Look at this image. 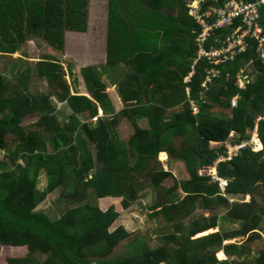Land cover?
Masks as SVG:
<instances>
[{
	"label": "trees",
	"instance_id": "trees-1",
	"mask_svg": "<svg viewBox=\"0 0 264 264\" xmlns=\"http://www.w3.org/2000/svg\"><path fill=\"white\" fill-rule=\"evenodd\" d=\"M107 1L106 60L79 68L80 91L71 63L68 82L53 55L41 57L32 74L28 67L11 71L12 81L4 79L2 61L32 37L61 53L64 29L86 30L88 0H0V246L26 251L0 257V264H264V63L250 44L220 66L205 90L203 63L183 80L194 53L185 0ZM250 58L254 77L240 89L233 76ZM120 64L128 70L113 79L123 103L115 110L101 71ZM33 79L44 81V92L29 90ZM51 97L67 104L63 121ZM29 116L35 121L24 125ZM120 122L130 132H117ZM254 129L260 150L245 146L217 163L223 190L211 175L198 174L226 154L222 143L248 141ZM162 153L185 174L169 187L161 184L172 174ZM149 187L155 196L148 217L163 221L151 229L154 244L137 233L124 253L112 254L130 233L111 225ZM56 189L74 205L51 218L37 206ZM240 194L249 200L228 197ZM220 217L238 226L196 236L218 226ZM220 250L226 259H217ZM36 253L44 259L34 260Z\"/></svg>",
	"mask_w": 264,
	"mask_h": 264
},
{
	"label": "rangeland",
	"instance_id": "rangeland-1",
	"mask_svg": "<svg viewBox=\"0 0 264 264\" xmlns=\"http://www.w3.org/2000/svg\"><path fill=\"white\" fill-rule=\"evenodd\" d=\"M108 1L107 0H88L87 3V13H86V22L87 27L86 30L82 32L76 31H67L64 34V43H63V51L61 53L52 49L49 44L42 40L40 37H32L24 41L18 49L11 54L10 58H5L2 61L3 64V77L6 81H12L13 75L11 71L17 72L23 70L25 67L30 68V72L32 74V69L34 71V67L36 62L46 54L53 55L57 62L60 64L65 79L69 82L71 77L69 75V66L71 63V71L73 74L77 75L78 79V88L80 91H84V85L82 79L79 76V68L85 65L99 66L103 63V52H104V43H105V26L107 24V10H108ZM105 25V26H104ZM101 53V54H100ZM100 55V56H98ZM102 74L103 71H101ZM117 76L116 72L113 74ZM103 79L107 83L106 91L111 99V102L115 109H119L123 106L121 100L118 97V92L116 86L112 84L113 79L107 75H102ZM29 90L32 92H44L45 91V83L43 80H31L29 84ZM51 101L54 104L57 110V116L60 121H63L66 118V115L69 113V108L65 102H58L54 97H51ZM101 112L98 111V115ZM35 116H29L24 118V125L30 126L34 121ZM141 126H145V120H138ZM117 132L125 135L130 132V127L126 122H120ZM8 138V140H10ZM251 148L253 151H257L261 149V146L257 139V134L255 130L252 131L250 138L248 139ZM256 142V143H255ZM214 144V143H211ZM3 155V150L0 149V157ZM159 160L162 163V166L165 170L169 169L171 171V175L163 179L162 185L169 187L174 180H179L185 177L183 170L176 165V163L172 160L168 159L166 154H160ZM143 181L148 182L149 180L143 179ZM46 183V176L43 171H40L38 179H37V187L39 189H43ZM221 189H224L226 185V180L219 182ZM144 189L142 191L141 198H139L136 202H134L131 206L125 209L117 220L111 225L110 230L114 229L118 225H123L130 235L127 239L123 240L120 244H118L112 254L117 255L124 253L127 249L128 241L132 239L135 234H145L147 233L149 236V245L154 244V239L156 235L152 233V228L156 224H163V221L156 217L149 218L148 217V206L153 202L155 196V190ZM178 195H182V192L177 190ZM230 201H248L249 195H234L228 196ZM91 198V197H90ZM260 200V199H259ZM74 205L72 202H67L59 197V189L54 190L50 194L46 196V198L37 206V209L44 211L49 217L55 218L59 216L67 206ZM197 213L204 212L203 209H196ZM223 211H221L222 213ZM207 213V212H205ZM227 223V227L236 228L238 225H234L235 222ZM260 233L264 239V220L259 225ZM234 241V239L230 240ZM26 251L20 248H8L6 246H0V257H6L10 255H23ZM44 254L36 253L33 257L36 261H41L44 259ZM222 256V255H220ZM166 264V263H161Z\"/></svg>",
	"mask_w": 264,
	"mask_h": 264
},
{
	"label": "built area",
	"instance_id": "built-area-1",
	"mask_svg": "<svg viewBox=\"0 0 264 264\" xmlns=\"http://www.w3.org/2000/svg\"><path fill=\"white\" fill-rule=\"evenodd\" d=\"M184 5L192 21L190 33L194 45L185 81H189L197 71L198 64L203 63L200 85L207 90L208 84L222 73L220 66L243 54L250 44L254 48L255 59L264 63V0H185ZM253 61L250 58L235 71L233 79L238 88L244 89L253 79ZM224 76L230 78L229 71ZM236 99L237 96L231 99L232 106L236 105ZM190 104L193 112H196V105ZM95 119L93 117L92 121ZM222 144L226 154L219 155L212 165L199 167V175H211L213 180L221 182L217 176V163L230 159L242 147H251L249 141L233 144L225 141Z\"/></svg>",
	"mask_w": 264,
	"mask_h": 264
},
{
	"label": "crops",
	"instance_id": "crops-1",
	"mask_svg": "<svg viewBox=\"0 0 264 264\" xmlns=\"http://www.w3.org/2000/svg\"><path fill=\"white\" fill-rule=\"evenodd\" d=\"M105 43H104V52H103V58H104V61H103V63H101L100 65H102V64H104L105 63V60H106V55H105ZM101 54V53H100ZM98 56H100V55H98ZM190 63V62H189ZM100 65L98 66V67H100ZM128 69L124 66V65H119V66H117V67H115V68H105V70H102L103 71V73L105 74V75H107V76H109L110 78H111V80L113 79V77H114V73L116 72V74H117V76H115V78L114 79H117L118 77H121V76H123V74L127 71ZM104 74H102V75H104ZM185 79V77L183 78V80ZM185 81V80H184ZM112 84L114 85V86H116L115 85V83H114V81H112ZM187 93V92H186ZM188 94V93H187ZM118 97H119V99H120V96H119V94H118ZM121 100V99H120ZM122 102V101H121ZM123 104V103H122ZM123 107V106H122ZM121 107V108H122ZM121 108H119V109H121ZM119 109H115V110H119ZM99 111L101 112V110L99 109ZM141 120V119H140ZM143 120H145V119H143ZM139 123V122H138ZM139 125H140V123H139ZM141 126V125H140ZM255 130V133H256V129H254ZM257 139H258V137H257ZM258 142H259V144L261 145V143H260V141H259V139H258ZM165 154V153H164ZM219 179L223 182V181H225L224 179H222V178H220L219 177ZM232 222H235V221H232ZM218 226H216L215 228H212V229H208V230H206V231H204V232H201V233H198L196 236H200V235H204V234H207V233H210V232H214V231H217V230H219V228H221V229H231L232 227H227L228 225H227V223H231V222H229V220L228 219H223L222 217H220L219 218V221H218ZM234 225L236 226V225H238V222H235L234 223ZM222 227H224V228H222ZM236 238H234V240H235ZM230 240H232V239H230ZM230 240H226V241H230ZM225 242V241H224ZM230 242H232V241H230ZM241 242V241H240ZM240 242H238V243H240ZM219 253H221L222 254V256H220L219 255ZM216 257H217V259L218 260H222V259H226L227 257H226V255L224 254V252L223 251H217L216 252Z\"/></svg>",
	"mask_w": 264,
	"mask_h": 264
},
{
	"label": "flooded vegetation",
	"instance_id": "flooded-vegetation-1",
	"mask_svg": "<svg viewBox=\"0 0 264 264\" xmlns=\"http://www.w3.org/2000/svg\"><path fill=\"white\" fill-rule=\"evenodd\" d=\"M174 13H176V10H175ZM104 26H105V25H104ZM86 27H87V22H86ZM105 27H106V26H105ZM67 31H74V30L64 29V31H63V40H64V34H65V32H67ZM76 32H80V31H76Z\"/></svg>",
	"mask_w": 264,
	"mask_h": 264
},
{
	"label": "water",
	"instance_id": "water-1",
	"mask_svg": "<svg viewBox=\"0 0 264 264\" xmlns=\"http://www.w3.org/2000/svg\"><path fill=\"white\" fill-rule=\"evenodd\" d=\"M108 4V3H107ZM83 33V32H82ZM105 45H106V40H105ZM105 51H106V48H105ZM105 55H106V52H105ZM170 156H173L172 154H170Z\"/></svg>",
	"mask_w": 264,
	"mask_h": 264
},
{
	"label": "clouds",
	"instance_id": "clouds-1",
	"mask_svg": "<svg viewBox=\"0 0 264 264\" xmlns=\"http://www.w3.org/2000/svg\"><path fill=\"white\" fill-rule=\"evenodd\" d=\"M105 37H106V27H105ZM106 40V39H105ZM218 176V175H217ZM219 182V181H218ZM219 185H220V183H219ZM221 187V186H220Z\"/></svg>",
	"mask_w": 264,
	"mask_h": 264
},
{
	"label": "bare ground",
	"instance_id": "bare-ground-1",
	"mask_svg": "<svg viewBox=\"0 0 264 264\" xmlns=\"http://www.w3.org/2000/svg\"><path fill=\"white\" fill-rule=\"evenodd\" d=\"M256 143V142H255Z\"/></svg>",
	"mask_w": 264,
	"mask_h": 264
}]
</instances>
